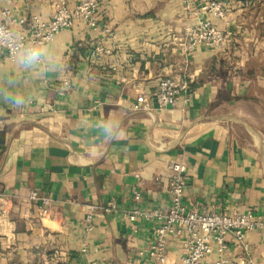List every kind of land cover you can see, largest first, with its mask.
Instances as JSON below:
<instances>
[{
    "label": "crops",
    "instance_id": "0c3cea01",
    "mask_svg": "<svg viewBox=\"0 0 264 264\" xmlns=\"http://www.w3.org/2000/svg\"><path fill=\"white\" fill-rule=\"evenodd\" d=\"M226 1L220 21L185 0H102L94 25L77 18L43 46L52 59L42 70L24 72L0 53V90L13 78L25 98L17 109L0 97V264H157L158 222L127 213L168 211L176 163L187 210L264 219V0ZM57 3L0 0V12L11 11L17 30L35 15L50 20ZM203 19L230 36L220 50L187 51L185 30ZM166 78L189 84L188 104L159 106ZM140 97L147 105L136 110ZM106 121L121 122L111 142L99 130ZM34 192L51 199L47 217ZM246 240L264 264V229ZM227 242L226 252L211 242L201 264L244 255ZM184 255L171 237L166 264Z\"/></svg>",
    "mask_w": 264,
    "mask_h": 264
},
{
    "label": "built area",
    "instance_id": "2783aa9c",
    "mask_svg": "<svg viewBox=\"0 0 264 264\" xmlns=\"http://www.w3.org/2000/svg\"><path fill=\"white\" fill-rule=\"evenodd\" d=\"M102 0H81L74 9H70L67 0H58L56 10L50 20H43L39 16H32L26 27L12 30L8 21L12 18L11 11L8 15L0 19V24L8 27L12 31L21 34L25 41L37 42L44 46L52 43L63 31L70 29L77 18L85 19L90 25L96 22L97 10ZM186 4L195 2L199 6L201 14L208 15L220 21H226V0H185ZM185 49L194 51L198 48L220 50L224 47L230 33L219 29L211 20H200L196 25L185 30ZM98 49V52H101ZM4 52L9 60L14 61L12 55L5 49ZM189 84L185 81H175L166 78L160 81L155 94L156 100L161 108H173L180 98L184 97V103L190 102L187 93ZM134 107L139 110L147 105L144 97L138 98ZM174 176L171 181L172 203L168 211L153 210L142 212L134 209L127 213L130 220L143 217L147 220L158 222L156 229L155 243L152 246L150 255L157 264H166L167 245L171 237L182 240L185 255L182 264H201L202 259L209 251L210 243L214 242L221 252L229 250L227 237H232L237 248L244 253L239 259L226 264H256L249 258L250 247L246 236L248 233L264 229V219L249 212L246 214L234 213L228 215L221 212H199L197 210H187L182 202L183 192L188 184L185 168L176 163L172 165ZM32 201H38L40 206V216L47 217L50 213L51 199L40 197L34 192L30 195ZM135 199H140L139 193L135 194ZM105 213L115 212V206L104 208ZM88 222L91 216L87 217ZM92 227H88L91 231ZM93 264V263H91ZM214 264H223L217 261Z\"/></svg>",
    "mask_w": 264,
    "mask_h": 264
},
{
    "label": "clouds",
    "instance_id": "9594fccd",
    "mask_svg": "<svg viewBox=\"0 0 264 264\" xmlns=\"http://www.w3.org/2000/svg\"><path fill=\"white\" fill-rule=\"evenodd\" d=\"M8 11L0 12V18L6 17ZM7 50L15 60L18 69L24 72H35L42 70L41 66L45 61H51V55L47 48L37 42L25 41L21 34L10 30L8 27L0 24V50ZM49 69L54 67L51 63L46 65ZM15 80L9 78V88L0 90V97L10 102L14 108L21 109L25 104L24 96L17 94L14 90ZM100 133L107 142H111L120 136L121 122L106 121L99 125Z\"/></svg>",
    "mask_w": 264,
    "mask_h": 264
}]
</instances>
